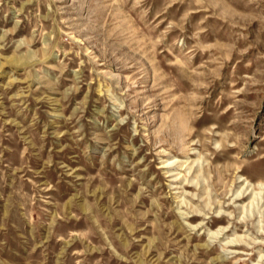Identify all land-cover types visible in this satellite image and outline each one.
<instances>
[{"label":"rangeland","instance_id":"374dc122","mask_svg":"<svg viewBox=\"0 0 264 264\" xmlns=\"http://www.w3.org/2000/svg\"><path fill=\"white\" fill-rule=\"evenodd\" d=\"M263 197L264 0H0V264H264Z\"/></svg>","mask_w":264,"mask_h":264},{"label":"bare ground","instance_id":"6f19581e","mask_svg":"<svg viewBox=\"0 0 264 264\" xmlns=\"http://www.w3.org/2000/svg\"><path fill=\"white\" fill-rule=\"evenodd\" d=\"M240 195H241V194H240ZM240 195H239V196H240ZM242 196H243V194H242ZM241 198H242V197H241ZM239 199H240V198H239ZM263 199H264V197H263ZM236 200H237V199H236ZM261 201H262V200H261ZM258 204H259V201H258ZM261 204H262V203H261ZM263 205H264V204H263Z\"/></svg>","mask_w":264,"mask_h":264}]
</instances>
